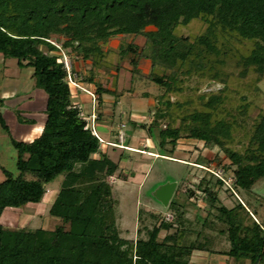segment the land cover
<instances>
[{
  "label": "trees",
  "instance_id": "16d2710c",
  "mask_svg": "<svg viewBox=\"0 0 264 264\" xmlns=\"http://www.w3.org/2000/svg\"><path fill=\"white\" fill-rule=\"evenodd\" d=\"M193 21L206 26L203 34L192 38L176 34L179 27ZM118 36L130 41L119 46L116 76L128 70L132 88L139 79L160 90L159 95L128 90L132 98L152 103L150 123L129 117L126 123L146 131L155 143V154L173 158L177 142L184 137L225 153L229 164L224 169L234 177L226 191L253 194V186L264 178V114L246 149L239 153L226 148L232 123L215 118L224 100L222 92L200 96L202 111L187 112V103L165 102L169 94L182 91L184 78L224 82L226 77L214 63L219 68L224 64L221 57L230 55L229 40L252 44L249 54L239 61L242 75L249 70L259 78L264 74V0H0V54L16 60L19 68H31L35 86L47 96L40 136L31 143L12 140L18 174L0 166L4 176L0 218L7 209L41 203L46 187L62 178L48 211L61 226L53 231L28 230L0 223V264H191L195 252L225 255L238 264H264V224L254 220L256 211H250L248 204L238 201L232 208L224 206L214 186L225 187V180L212 172L214 184L202 178L196 187L208 205L206 217L190 222L186 206L174 193L167 207L171 221L147 211L154 221L151 228L138 229L136 240L120 236L107 179L121 178L124 153L116 162L100 153L101 142L73 104L62 58L52 45L60 42L82 60L91 59L93 70H106L109 51L103 46ZM139 38L141 45L136 43ZM143 61L150 64L146 75L140 68ZM156 68L162 75L153 74ZM95 88L99 100L110 94L116 102L124 94L98 83ZM180 110L184 113L174 128L173 114ZM165 120L166 125H161ZM0 124L6 130L1 117ZM124 144L120 150L128 152L127 139ZM194 196L189 191V198ZM161 232H165L162 238ZM218 237L228 243L227 251L212 248Z\"/></svg>",
  "mask_w": 264,
  "mask_h": 264
},
{
  "label": "rangeland",
  "instance_id": "374dc122",
  "mask_svg": "<svg viewBox=\"0 0 264 264\" xmlns=\"http://www.w3.org/2000/svg\"><path fill=\"white\" fill-rule=\"evenodd\" d=\"M205 28L206 26L202 22L193 21L187 27H179L176 34L178 36L192 38L203 34ZM54 39L55 37L52 38L55 42ZM129 41V38L119 37L114 38L109 45L107 43V46L104 48H109L106 58L109 66L106 70L94 69L95 77L93 80L96 79L98 84L105 85L106 88L114 89L119 87L120 90L122 89L121 91L128 93L129 88H132V86L124 78H120L118 86L117 84L115 85V79H117L120 73L118 72L117 76H115L117 73L115 68L119 62V46ZM229 41L231 49L230 55L221 57L224 64L218 68L217 63H214L216 64L215 69L217 68L223 77H226L224 82L210 80L208 77L200 78L192 76L184 78L185 82L182 85V91L169 94L165 97V102L170 101L171 103H180L183 105L187 103V112L202 111L203 108L199 102L200 96H208L222 92L224 100L215 113V118L216 120L224 119L232 123V138L226 144V148L243 153L248 145L255 124L259 121V117L264 114V74L259 78L253 70H249L246 75H242L243 68L239 65V61L249 54L252 49V44L247 41ZM142 42L143 40L140 38L136 40L138 45H141ZM55 44L61 47L60 42L56 41ZM53 48L57 54L58 50L55 46ZM42 49L45 50L44 47ZM62 50L66 54L67 60L71 63L72 71L76 76V82L86 84L87 76L83 74L84 72L81 66L85 64L84 60L70 50L63 48ZM9 61L12 70L17 71L16 60ZM89 61L92 62L91 59ZM28 71L23 70L20 78L14 80L18 84L17 87L11 86V84L9 86L7 80L3 83L0 81V86L1 84L3 85V92L9 87L6 90L7 97H5V94L2 97L4 96V98L9 99L13 98L16 92L21 94V91L32 93L39 90L35 87L34 79L29 78ZM86 71L87 73L89 72V70ZM141 71L145 75L148 74L150 72L149 64L145 68H141ZM153 74L160 76L162 72L159 68H156L153 70ZM128 78L129 76H127ZM132 89L137 93L148 91L154 95L160 94V90H157L154 84H147L145 81L139 79H135ZM74 90H77V88L72 86V91ZM122 96L119 98L123 110L127 112L128 109L132 110V112L136 110V117H133L134 121L150 123L152 120L148 112L149 106L151 105L150 107H152L150 101L139 98L131 100L130 96L126 94ZM106 99L114 100L113 97H107ZM72 101H74L73 97ZM102 107L105 109L103 111L108 114V118L111 117V111H117L116 108H113L112 103H106ZM86 109L84 107V110ZM182 110L173 114L175 121L172 126L174 128L179 126V120L184 113ZM100 111L102 112V109ZM115 118L113 117L112 120L117 123L118 118ZM122 118L123 123H119L121 125L124 124L125 127L123 128L121 126L119 128L115 138L117 137L118 144H124L126 139H129L130 142L135 137L131 143V148L136 151H130L128 148V152H122L120 150L121 148H114L115 146L111 144H102V147L100 146V153L106 154L115 162L119 161L121 153H124V158L120 161V167L124 171L121 178L110 177L107 179L112 187V197L116 204L115 216L117 227L123 239L136 240L138 229L144 226L148 228L153 226L154 221L149 217L147 211L160 214L166 221H171V218L173 219L172 213L167 209L168 206L166 208L163 207L151 197L152 191L165 183L176 182V189L174 191L176 193L175 198L179 203L186 206L185 217L190 222L195 223L197 216L201 218L206 217V210L209 208L206 205L204 195L197 191L196 187L202 178L208 181L211 180L212 184L215 183V178L210 172L225 180L226 188L214 186V190L219 193L220 201L224 206L232 208L238 201L248 204L250 211H256V216L253 217L254 220L256 219L258 222L264 223V178L253 186V194H247L238 190L234 193L231 191L228 192L226 189L228 186H232L234 177L232 171H226L224 169V166H228L229 162L221 149L217 147L207 148L201 142L183 137L177 142V147L172 155L173 158L150 156L143 152L149 147L153 153H157L155 143L145 142L144 139L148 137L146 131L130 128L131 125L126 123L128 116L123 115ZM106 123L108 125L111 124L109 119ZM161 125H166V120ZM109 127L114 129L115 124L109 125ZM40 131L41 129L35 130L34 136H37ZM0 148L2 149L0 151L1 168L13 175L18 174L16 169V151L13 146H9L8 142H5ZM95 157H98V155ZM197 163H200L201 167ZM27 178L30 177L27 176ZM61 181L62 178L60 177L53 184L46 187L47 193L41 203L27 205L21 209H7L0 218L1 225L10 229L26 228L28 230H36L41 228L49 231H53L56 227L61 226V221L51 217L48 213L50 205L53 203L54 197H56L54 194L58 191ZM189 191L196 197L189 198ZM139 211H143V214L138 221ZM193 228L195 229L196 226H193ZM65 229H68V226ZM164 234L165 232H161L160 238L164 237ZM141 237H145L144 232L141 234ZM212 248L217 251H224L225 244H217L214 242Z\"/></svg>",
  "mask_w": 264,
  "mask_h": 264
},
{
  "label": "crops",
  "instance_id": "0c3cea01",
  "mask_svg": "<svg viewBox=\"0 0 264 264\" xmlns=\"http://www.w3.org/2000/svg\"><path fill=\"white\" fill-rule=\"evenodd\" d=\"M114 38L115 39L119 38V36L114 37ZM114 38H111L108 41V45L110 44L111 41H113ZM105 46H107V44L103 46L104 51L109 49V48L105 49L104 48ZM9 60L11 59H4V57L0 54V81L2 83L7 80L9 82V86L11 84V86L17 87L18 84H16L14 80H17L20 78L21 72L23 70H29L28 76L30 79H33L32 77L33 70L31 68H19L17 66V71L16 70L14 71L10 67ZM84 62L85 64L84 65L82 64L81 66L83 68L82 70L84 72L83 74L87 76L86 77L87 81H86V84H83L82 82L79 83V86L81 87V89L71 91L72 97L74 99L73 104L76 105L81 110L82 118L86 121V123H88V125L93 126V128L95 129L97 133V137L101 142V145L102 144H113V143L118 144V139L117 137L115 138V136L120 126H124V124L122 125L120 124L121 122L123 123L122 116L126 115L130 118V120H133V117H136L135 115L136 110H134V112H132V110H129V109H128V112L124 111L122 105H120V98H118L116 102H115V99L114 100L106 99L107 97H113L110 94H104L103 96H101L99 100L98 94L95 93V90H96L95 85L96 83H98V81L96 79L93 80L95 77V72L92 69V62L89 60H84ZM147 64H149L147 61H143L140 65V68H143V67L145 68ZM16 65H17V62H16ZM149 67H150V64H149ZM86 70H89V72L87 73ZM142 73L145 74L144 72ZM91 75H93V79ZM127 76H129L128 79H127ZM120 78H124L130 84L131 74L128 70H121L119 75L117 76V79H115L116 80L115 85L116 84L117 86L119 85ZM102 86L105 87V85H102ZM8 88L9 87H7L6 90ZM6 90L4 91L5 92L4 93L3 85L1 84L0 86V93H1V96H0L1 115L0 117L4 121L6 130L3 129L0 124V147L5 142H8L9 146H12V140H15L18 142H24V143H31L34 139L40 136L44 128V124H45L46 117H47L45 114L47 96L43 90L39 89L36 92H32V93H25L21 91V94H18L16 92L13 98L7 99V98H4V96L2 97L3 94H5V97H7ZM110 90H116L118 92V91H121L122 89L120 90L119 87H116V89L114 88ZM125 94L130 96L131 100L137 99V98H132L129 92L128 93L125 92L123 96ZM91 95H93V97H91ZM9 102L11 103L8 104ZM106 103H112L113 108L114 109L116 108L117 110V111L114 110L115 112L111 111L110 113L111 117L109 118L107 116L108 114L105 111H103L105 109H103L102 107ZM150 106L149 108H151ZM84 107H86L87 109L84 110ZM100 109H102V112L100 111ZM113 117L118 118L117 123L112 120ZM108 119H109V122L111 123L109 125L115 124L114 129H111L109 125L106 123V121L108 122ZM130 128L135 129L133 126H130ZM38 129H41L40 133L37 136H34L35 130H38ZM127 132L129 133V131ZM133 139H135V137H133ZM133 139L130 142H129V139L127 140V144H126L128 146L127 149L129 148L128 150L130 151H136V150H133V148H131V143ZM144 140L147 143L148 142L152 143V141L148 137H146ZM146 149L147 150L145 152L143 151L142 152L150 156H158L157 154L153 153L149 147H147ZM1 150L2 149L0 148V151ZM0 179H1V182L4 180V176L2 173H0ZM56 194H54V196ZM29 205H33V204H29ZM255 221L257 222L256 219ZM215 242L217 244L224 243L225 244L224 251H227L229 249L228 243L224 241L223 239H216ZM190 262L191 264H238L237 262L233 261L232 259L228 258L225 255L209 254L206 252L193 253Z\"/></svg>",
  "mask_w": 264,
  "mask_h": 264
},
{
  "label": "built area",
  "instance_id": "2783aa9c",
  "mask_svg": "<svg viewBox=\"0 0 264 264\" xmlns=\"http://www.w3.org/2000/svg\"><path fill=\"white\" fill-rule=\"evenodd\" d=\"M52 45L55 46V48L58 50L57 55H60L62 58V63H63L64 69L66 72V79H67V83L69 85L70 90L72 91V86L74 88H77V90L81 89V87L79 86V83L76 82V76L72 71L71 63L67 60L66 54L64 53V51L62 50L60 46L56 45L53 42H52ZM91 97H93V95H91ZM88 126L92 130L93 134L97 137V134L95 133L93 126L92 125H88ZM111 145L115 147H119V148H124L122 144H119V145L111 144ZM170 220H172V218Z\"/></svg>",
  "mask_w": 264,
  "mask_h": 264
},
{
  "label": "water",
  "instance_id": "95a60500",
  "mask_svg": "<svg viewBox=\"0 0 264 264\" xmlns=\"http://www.w3.org/2000/svg\"><path fill=\"white\" fill-rule=\"evenodd\" d=\"M175 189L176 182L165 183L161 186L156 187L152 191L151 197L166 208L173 197Z\"/></svg>",
  "mask_w": 264,
  "mask_h": 264
}]
</instances>
